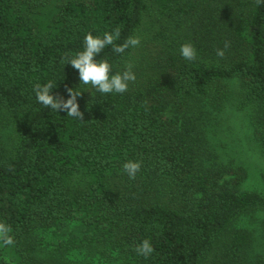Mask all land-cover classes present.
<instances>
[{
	"label": "trees",
	"instance_id": "obj_1",
	"mask_svg": "<svg viewBox=\"0 0 264 264\" xmlns=\"http://www.w3.org/2000/svg\"><path fill=\"white\" fill-rule=\"evenodd\" d=\"M117 28L115 44L138 36L142 51L109 45L97 59L121 72L132 64L136 79L123 94H101L65 58L87 34ZM184 43L195 60L179 55ZM47 82L65 100L81 92L82 121L37 103L33 89ZM230 83L239 108H254L264 146L257 0H0V226L18 264H88L71 259L87 252L118 264H264V246L235 228L264 214V194L226 180L243 171L209 162L198 125L206 100L218 108ZM129 160L141 163L134 179ZM52 231L61 239L49 243ZM143 240L147 257L136 251Z\"/></svg>",
	"mask_w": 264,
	"mask_h": 264
},
{
	"label": "rangeland",
	"instance_id": "obj_2",
	"mask_svg": "<svg viewBox=\"0 0 264 264\" xmlns=\"http://www.w3.org/2000/svg\"><path fill=\"white\" fill-rule=\"evenodd\" d=\"M142 51V45L138 47ZM159 49L150 46L148 59L157 57ZM152 52V53H151ZM156 58L155 60H158ZM154 60V61H155ZM237 83L227 86L224 102L215 108L206 100L204 103L201 120L198 122L203 131L209 147L213 152L210 163H218L241 169L239 176H228L226 180H239L240 189L246 192L264 194V146L257 141L253 124V107L241 110L239 108L240 96ZM193 114L192 112H190ZM6 133V131H4ZM263 213H256L241 218L235 228L252 233L256 249L261 251L264 246V236L261 221ZM3 233L0 231V255L8 264H18L17 254L13 249L7 248L2 243ZM49 243L57 242L61 238L53 231L45 234ZM264 251V250H263ZM87 253H75L71 259L83 261L88 264H118L114 260H107L99 254L87 256Z\"/></svg>",
	"mask_w": 264,
	"mask_h": 264
},
{
	"label": "clouds",
	"instance_id": "obj_3",
	"mask_svg": "<svg viewBox=\"0 0 264 264\" xmlns=\"http://www.w3.org/2000/svg\"><path fill=\"white\" fill-rule=\"evenodd\" d=\"M257 4H264V0H257ZM120 30L114 29L111 32H105L102 37L87 34L83 40V48L81 51L72 56L65 58V65H70L78 72L79 84L91 85L93 89L101 94H123L128 90L129 82L136 79L132 71V64H128L124 71H116L107 60H98L106 46L111 45L115 53H124L128 49H134L140 46L141 40L138 36H130L123 44L117 45L114 42L119 38ZM227 47V45H225ZM217 56L223 57L224 51L217 50ZM179 55L188 61L196 59L197 52L191 43H184L179 48ZM54 88L52 82L37 84L33 91L35 93L37 103L45 108H50L56 113L59 111L66 112L67 117L83 120V113L79 110L77 97L81 92L77 93L73 89L68 90V99H63L52 94ZM141 168V163L131 161L123 164V170L129 178L134 179ZM0 231H6L0 226ZM4 243H12L9 237L4 238ZM136 251L147 257L153 252V248L148 240H143Z\"/></svg>",
	"mask_w": 264,
	"mask_h": 264
}]
</instances>
